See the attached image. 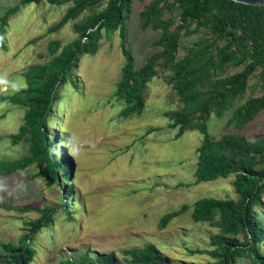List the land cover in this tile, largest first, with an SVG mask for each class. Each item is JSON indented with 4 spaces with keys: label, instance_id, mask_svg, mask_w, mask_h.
Masks as SVG:
<instances>
[{
    "label": "trees",
    "instance_id": "16d2710c",
    "mask_svg": "<svg viewBox=\"0 0 264 264\" xmlns=\"http://www.w3.org/2000/svg\"><path fill=\"white\" fill-rule=\"evenodd\" d=\"M41 2L68 5L48 33H56L67 23L82 19L73 24L75 39L65 45L58 40L49 42L50 59L23 73V88L10 96L0 95V104L8 102L24 110L18 132L7 138L13 146L23 142L28 147L27 155L0 160V178L35 165L50 184L67 181L61 209L66 220L72 221L69 211V197L74 192L72 162L56 160L57 140L47 127L48 119L61 99L60 89L78 90L73 71L80 58L95 55L103 36L109 38L118 32L124 63L112 97L121 103L120 118L142 115L147 86L160 73L178 103L176 108L162 114L168 121L167 128L176 129L175 138L187 131L202 136L192 170L195 184L233 176L235 199L201 198L194 202L191 220L209 229L211 249H195L191 253L207 255L210 258L207 264H237L242 260L264 264V135L248 138L242 133L264 111V5H244L231 0H144L136 26L142 31L157 32L158 36L152 43L155 52L136 67L126 48L125 23L132 12V0H20L0 17V50L6 49L3 36L9 19L21 7ZM230 111L227 127L231 131L219 137L210 136L207 131L210 117L220 118ZM157 130L147 129L146 134ZM62 143L69 146L68 141ZM187 209L183 205L164 214L158 225L166 226ZM15 211H35L39 217L23 223L25 233L16 244L0 243V264H33L35 236L42 229L51 228L56 210L45 207ZM58 264L173 263L149 243L121 250L119 255L114 251L91 255L88 249L75 250Z\"/></svg>",
    "mask_w": 264,
    "mask_h": 264
},
{
    "label": "rangeland",
    "instance_id": "374dc122",
    "mask_svg": "<svg viewBox=\"0 0 264 264\" xmlns=\"http://www.w3.org/2000/svg\"><path fill=\"white\" fill-rule=\"evenodd\" d=\"M143 1L132 0V12L125 23L126 48L136 67L155 52L152 43L158 36L157 32L142 31L136 26ZM19 2L0 0V17ZM67 8V4L32 3L21 7L9 19L3 36L6 49L0 50V95L10 96L23 88V73L50 59V41L58 40L65 45L77 37L73 24L82 17L56 33H48ZM120 41L118 32L109 38L103 36L95 55L80 58L73 71L78 90L60 89L61 99L48 119L47 127L57 140L56 160L72 162L74 192L69 197L72 221L66 220L61 209L67 181L50 184L35 165L0 178V243L16 244L25 233L23 223L39 217L35 211L19 213L15 209L56 210L51 228L42 229L35 236L33 264H58L75 250L88 249L91 255L114 251L119 255L121 250L149 243L156 245L170 263L207 264L210 261L207 255L191 251L211 249L208 248L211 232L206 226L193 223L191 208L201 198H236L231 185L233 176L195 184L192 170L202 136L187 131L175 138L176 129L167 128L168 121L162 114L176 108L178 103L160 73L147 86L142 115L120 118L121 103L112 97L124 63ZM230 113L210 117L207 121L210 136L219 137L231 131L227 127ZM23 114V109L8 102L0 104V160L28 154L26 144L13 146L7 138L18 132ZM150 128L159 130L146 134ZM242 133L248 138L264 135V111ZM183 205L188 207L183 214L166 226L158 225L164 214ZM237 264L249 262L242 260Z\"/></svg>",
    "mask_w": 264,
    "mask_h": 264
},
{
    "label": "water",
    "instance_id": "95a60500",
    "mask_svg": "<svg viewBox=\"0 0 264 264\" xmlns=\"http://www.w3.org/2000/svg\"><path fill=\"white\" fill-rule=\"evenodd\" d=\"M236 3L244 4V5H252V6H263L264 0H231Z\"/></svg>",
    "mask_w": 264,
    "mask_h": 264
}]
</instances>
